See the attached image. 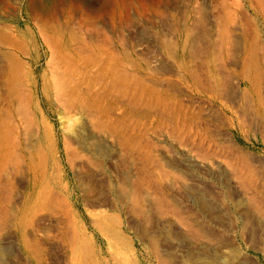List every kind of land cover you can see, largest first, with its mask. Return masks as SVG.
Segmentation results:
<instances>
[{
    "label": "rangeland",
    "instance_id": "1",
    "mask_svg": "<svg viewBox=\"0 0 264 264\" xmlns=\"http://www.w3.org/2000/svg\"><path fill=\"white\" fill-rule=\"evenodd\" d=\"M0 264H264V0H0Z\"/></svg>",
    "mask_w": 264,
    "mask_h": 264
}]
</instances>
